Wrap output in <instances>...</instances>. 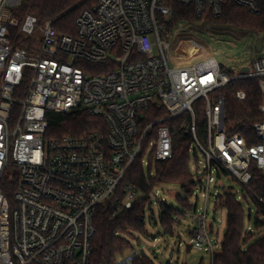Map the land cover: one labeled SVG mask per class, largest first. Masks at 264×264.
I'll return each instance as SVG.
<instances>
[{
	"label": "built area",
	"instance_id": "obj_1",
	"mask_svg": "<svg viewBox=\"0 0 264 264\" xmlns=\"http://www.w3.org/2000/svg\"><path fill=\"white\" fill-rule=\"evenodd\" d=\"M226 1L96 0L71 36L33 14L20 18L23 0H0V264H90L100 206L132 208L143 193L124 184L127 172L141 155L145 169L172 160L181 132L193 138L191 158L204 180L195 184L205 206L193 204L192 247L213 262L222 242L208 202L216 200L215 211L219 201L225 207L211 186L230 176L242 190L228 192L246 203L252 170L264 172V121L252 126V138L229 134L226 93L244 102L247 92L234 83L256 80L264 96V56L238 75L223 72L206 55L177 67L203 55V48L193 41L186 44L196 48L193 54L186 46L175 57L174 37L159 18H170L169 2L194 8L200 18H218ZM230 1L259 14L250 0ZM259 38L262 51L264 35ZM150 111L166 114L147 122ZM72 112L88 114L96 127L80 136H57L50 116ZM199 112L206 119L204 144ZM162 186L147 194L148 212L168 204ZM247 230L254 232L251 224ZM142 256L128 249L115 264H134Z\"/></svg>",
	"mask_w": 264,
	"mask_h": 264
},
{
	"label": "trees",
	"instance_id": "obj_2",
	"mask_svg": "<svg viewBox=\"0 0 264 264\" xmlns=\"http://www.w3.org/2000/svg\"><path fill=\"white\" fill-rule=\"evenodd\" d=\"M250 1L258 7L259 14H253L249 9L228 0L222 5V14L218 18L210 14L200 18L194 8L169 2L168 6L172 11L170 18L167 20L159 18V21L171 35L175 34L178 26L191 25L203 19L205 25L212 27L234 28L257 36L264 35V0ZM96 6V0H23L18 16L21 18L28 13L33 14L39 19L40 24L52 21L60 33L76 36V20L84 11L94 10ZM188 39L195 41L192 37ZM93 68L97 73H103L99 66ZM233 87L246 91L248 97L246 101L240 102L234 93H226L228 133L252 138V126L264 121V114L260 112L261 106L264 105V96L256 80L237 81ZM165 114L163 111L151 115L150 111V114H147V122ZM97 122L83 112L50 116V127L57 136H80L94 129ZM198 127L200 139L206 142V119L202 112L198 114ZM192 143V136L181 132L174 138L172 160L151 163L148 169L143 166V155L134 162L125 176L124 184L133 185L143 193V196L130 209L117 204L100 206L95 217L97 233L90 264H114L118 254L133 248L132 240L135 239V234L147 235L146 214L149 209L147 194L160 185H177L186 191V198L175 196L180 203V209L166 203L159 207L161 227L166 234L175 235L174 225L179 222V218L186 217L193 209V204L189 201L196 184L189 167ZM252 172L250 192L245 199L246 203H253L255 214L253 216L250 212L247 213L244 203L238 202L231 192H226L220 197L221 204L227 212V228L223 236L222 251L214 256L212 264H264V172L259 170ZM9 188L10 186H6V191H9L7 190ZM11 195L9 194L10 198ZM246 220L253 226L254 232L247 230ZM134 264L154 262L143 255Z\"/></svg>",
	"mask_w": 264,
	"mask_h": 264
},
{
	"label": "rangeland",
	"instance_id": "obj_3",
	"mask_svg": "<svg viewBox=\"0 0 264 264\" xmlns=\"http://www.w3.org/2000/svg\"><path fill=\"white\" fill-rule=\"evenodd\" d=\"M204 21L203 19L191 25H180L177 27L175 34L172 35L175 47L172 51L174 56L178 57L183 53L182 51L187 46L186 44L193 42L188 39L190 37L195 38V42L202 46L203 55L188 62H176L175 66L180 68L192 66L206 55L216 58L223 72L238 75L243 69L251 66L252 62L264 56V50L258 51L256 49L257 35L234 28L212 27L211 25H205ZM157 53L156 48L155 55ZM201 142L204 144L203 140ZM199 158H202L200 154ZM189 167L193 180L198 185V182H202L203 179H199L197 176L198 170L193 158H191ZM161 189L168 204L180 209V203L175 196L180 195L182 198H186L185 189L177 185H163ZM230 190L236 192L242 190V187L230 176L223 175L221 179H218L211 186L210 192L212 195L217 193L223 196ZM193 192L195 195L190 197L189 201L192 204L198 203L199 208H204L205 203L201 198L200 188L198 186L193 188ZM215 201L211 197L208 202L210 222L216 224L215 232L218 231V238L222 242L227 228V212L225 208L221 207L220 201L218 203L219 209L215 211ZM244 206L247 213L250 208L253 209L254 216L255 206L253 203H244ZM153 212L147 211L146 214L147 235L135 234V239L132 240V246L135 251L148 257L154 264H212L210 254L192 247L190 232L195 229V222L191 218L194 214L193 211L188 212L186 217L180 219L174 236L166 234L161 227L160 208L158 205L153 207ZM219 220L221 223H219ZM249 223L246 220L247 226Z\"/></svg>",
	"mask_w": 264,
	"mask_h": 264
},
{
	"label": "water",
	"instance_id": "obj_4",
	"mask_svg": "<svg viewBox=\"0 0 264 264\" xmlns=\"http://www.w3.org/2000/svg\"><path fill=\"white\" fill-rule=\"evenodd\" d=\"M256 49L258 51H261V49H262V39L261 38H259L258 41H257V43H256ZM243 71L244 72L245 71H248V68L243 69Z\"/></svg>",
	"mask_w": 264,
	"mask_h": 264
},
{
	"label": "bare ground",
	"instance_id": "obj_5",
	"mask_svg": "<svg viewBox=\"0 0 264 264\" xmlns=\"http://www.w3.org/2000/svg\"><path fill=\"white\" fill-rule=\"evenodd\" d=\"M186 51L190 54H193L196 51V48L193 45H189L186 47Z\"/></svg>",
	"mask_w": 264,
	"mask_h": 264
}]
</instances>
